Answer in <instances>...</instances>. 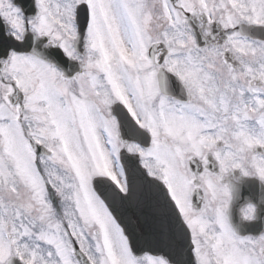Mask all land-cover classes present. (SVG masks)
<instances>
[{
  "label": "snow or ice",
  "instance_id": "1",
  "mask_svg": "<svg viewBox=\"0 0 264 264\" xmlns=\"http://www.w3.org/2000/svg\"><path fill=\"white\" fill-rule=\"evenodd\" d=\"M0 264H264V0H0Z\"/></svg>",
  "mask_w": 264,
  "mask_h": 264
}]
</instances>
